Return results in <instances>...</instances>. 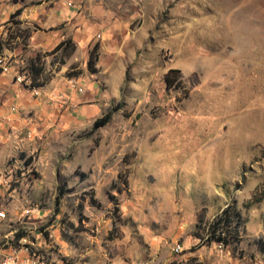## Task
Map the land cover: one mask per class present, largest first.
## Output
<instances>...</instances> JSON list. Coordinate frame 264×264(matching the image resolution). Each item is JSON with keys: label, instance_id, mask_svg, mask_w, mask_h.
<instances>
[{"label": "rangeland", "instance_id": "obj_1", "mask_svg": "<svg viewBox=\"0 0 264 264\" xmlns=\"http://www.w3.org/2000/svg\"><path fill=\"white\" fill-rule=\"evenodd\" d=\"M74 2L123 25L104 63L124 78L103 83L117 95L99 118L121 109L106 127L54 137L39 166L20 156L0 170V264L38 236L62 264H264V0ZM173 69L182 81L168 87ZM226 209L224 246L211 236Z\"/></svg>", "mask_w": 264, "mask_h": 264}, {"label": "crops", "instance_id": "obj_2", "mask_svg": "<svg viewBox=\"0 0 264 264\" xmlns=\"http://www.w3.org/2000/svg\"><path fill=\"white\" fill-rule=\"evenodd\" d=\"M122 31L119 18L101 3L0 0V56H8L12 66L5 72L0 63L1 171L17 165L20 156H34L33 163L39 166L37 152H45L54 137L79 131L107 110L117 90L108 93L102 85L121 84L124 71L104 61L106 56L116 57ZM63 42L64 47L57 50ZM69 45L74 52L68 56ZM95 47L100 63L97 71H91L89 61ZM80 69L81 72L73 74ZM20 71L26 72L30 84L16 80ZM73 79L83 92L72 86ZM53 179V170L48 167L43 173V183L37 184L33 193L41 195ZM9 197L8 200L13 197L9 204L14 206L20 196L13 192ZM35 215L33 212L32 216ZM37 239H42L36 242L47 252L52 241L42 236Z\"/></svg>", "mask_w": 264, "mask_h": 264}, {"label": "built area", "instance_id": "obj_3", "mask_svg": "<svg viewBox=\"0 0 264 264\" xmlns=\"http://www.w3.org/2000/svg\"><path fill=\"white\" fill-rule=\"evenodd\" d=\"M72 5V4H70ZM0 63H3V71L8 72L11 69V60L8 56H0ZM16 80L21 83H31L27 77L26 72L20 71ZM74 88L83 92V88L79 86L78 82L74 79L71 81ZM7 218V213L0 211V223ZM182 248L177 247V251L180 252ZM2 264H57L50 258H48L43 252L36 241H28L26 238L19 240V244L12 245L8 248Z\"/></svg>", "mask_w": 264, "mask_h": 264}, {"label": "trees", "instance_id": "obj_4", "mask_svg": "<svg viewBox=\"0 0 264 264\" xmlns=\"http://www.w3.org/2000/svg\"><path fill=\"white\" fill-rule=\"evenodd\" d=\"M66 42H63L57 50H60L64 47ZM98 57V47H95L91 53V58L89 61V69L92 71V66L95 63L96 59ZM34 64H31V72H34ZM181 76L179 70H170L169 74L166 77V82L168 87L177 86L181 84ZM121 109V107L116 108L114 110H111L110 112L103 115L101 118H98L95 121L94 130H98L99 128L106 127L112 120L114 114L118 112ZM231 224L230 220V210L226 209L222 213V216L213 224L212 227V238L214 241L218 243H222L224 246H227L230 244V241L228 240V236L226 234L227 228ZM212 241V240H210ZM260 251L264 255V242L259 243Z\"/></svg>", "mask_w": 264, "mask_h": 264}]
</instances>
